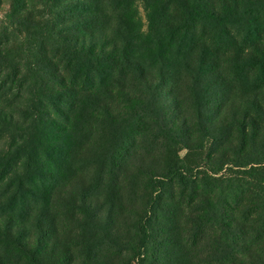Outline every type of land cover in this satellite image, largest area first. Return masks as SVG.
I'll return each mask as SVG.
<instances>
[{
    "label": "trees",
    "instance_id": "trees-1",
    "mask_svg": "<svg viewBox=\"0 0 264 264\" xmlns=\"http://www.w3.org/2000/svg\"><path fill=\"white\" fill-rule=\"evenodd\" d=\"M0 264H264V0H8Z\"/></svg>",
    "mask_w": 264,
    "mask_h": 264
},
{
    "label": "rangeland",
    "instance_id": "rangeland-1",
    "mask_svg": "<svg viewBox=\"0 0 264 264\" xmlns=\"http://www.w3.org/2000/svg\"><path fill=\"white\" fill-rule=\"evenodd\" d=\"M8 9V0H0V20L4 12Z\"/></svg>",
    "mask_w": 264,
    "mask_h": 264
}]
</instances>
